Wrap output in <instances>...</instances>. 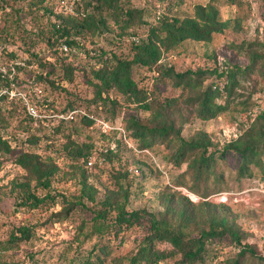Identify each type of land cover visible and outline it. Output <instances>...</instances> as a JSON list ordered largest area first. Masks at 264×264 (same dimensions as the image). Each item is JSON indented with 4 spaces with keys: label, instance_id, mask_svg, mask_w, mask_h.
<instances>
[{
    "label": "rangeland",
    "instance_id": "rangeland-1",
    "mask_svg": "<svg viewBox=\"0 0 264 264\" xmlns=\"http://www.w3.org/2000/svg\"><path fill=\"white\" fill-rule=\"evenodd\" d=\"M124 2L143 11L124 28L127 32H123L125 24L110 19V31L94 35L86 32L85 46L74 48L67 57L56 51L52 41L49 43L52 24L59 20L47 9L68 15L61 10L59 0H10L1 12L0 65L6 70L11 68L12 77L7 73L6 83L0 85L4 92L0 97H5L0 134L11 143L10 151L0 150V264H129L128 258L151 232L149 219H142L130 229L114 228L112 234L91 232L94 216L105 208L104 200L111 204L107 208L108 221L114 220L119 190L125 191L128 210L144 208L173 221L177 214L167 207L168 193L186 195L198 204L202 214L207 213L204 201L225 204L226 212L222 207L215 210L228 217L241 243L230 232L224 238L208 240L207 264L234 259L243 244L264 256L261 167L251 163L250 175L242 176L238 158L229 155L221 164L222 189L205 196L176 183L194 157L177 164L170 159L175 150L173 141L156 140L147 146L129 128L135 119L149 126L173 125L185 139L207 134L208 150L218 152L253 131L259 125L258 116L264 114V63L257 58L264 56V0ZM197 4H212L217 9L220 29L212 32L209 41L186 39L170 49L163 47L161 58L151 66L135 64L131 77L144 88L146 100L127 96L116 88L97 94L96 84L100 81L94 71L99 64L93 56L104 50V58L133 60L135 45L147 42L153 29L165 36V24L175 17H193ZM255 57L258 64L251 73L247 66ZM169 69L205 72V85L215 81L221 86L227 85L226 71L243 69L247 73L240 76L229 108L215 118L203 119L189 99L195 94L175 86L166 74ZM68 71L72 72V80L66 78ZM171 98L177 102L169 106L166 100ZM28 103L35 105L39 114L33 124ZM27 152L37 154L45 169H53L49 189L41 187L17 162ZM29 178L38 194L50 192L52 197L46 203H22L14 182ZM185 178L192 180L190 174ZM84 181L95 189V201L83 195ZM20 226H31L32 236L15 242L12 233ZM197 228H191L193 236L198 235ZM156 246L173 249L168 242ZM96 250L103 252L101 261L97 260ZM154 264L196 263L184 262L176 253ZM246 264L257 261L249 258Z\"/></svg>",
    "mask_w": 264,
    "mask_h": 264
},
{
    "label": "trees",
    "instance_id": "trees-1",
    "mask_svg": "<svg viewBox=\"0 0 264 264\" xmlns=\"http://www.w3.org/2000/svg\"><path fill=\"white\" fill-rule=\"evenodd\" d=\"M9 2L10 0H0V17L2 16L1 12L8 6ZM47 10L48 13L55 16V19L59 20V22L52 24L49 43L52 41L56 46V51L64 54L65 57L70 55L69 53L74 48L78 50L85 46L86 35L84 34L86 32L94 35L104 33L107 30L110 31L111 28L108 25L110 19L116 23L125 24L122 26L124 29L129 24L134 23L143 13L142 10L125 6L124 0H80L76 14L65 15L53 11L52 8ZM173 20V22L165 24V36L159 35L157 30L153 29L147 42L135 45L136 54L133 60H118L114 56L104 58L106 54L104 50H100L96 56H93L99 64L98 70L94 71V77L100 81L96 84L97 94L101 96L105 90L116 88L127 96L146 100V96L142 95L144 88L139 86L131 77L132 68L135 64L151 66L161 58L163 49L175 47L186 39L209 41L212 32L219 30L222 25L218 19V11L212 4H197L193 17L184 19L175 17ZM125 29L123 32H127ZM64 42L69 45L68 50L62 48ZM251 44L250 42L248 46ZM257 58H259V62L264 63V56L261 55ZM36 62L34 61L33 64ZM31 63L29 62V64ZM257 64L255 57L247 69H250L252 73ZM68 72L66 78L72 80V72ZM246 73L247 71L243 69L226 71L224 75L227 85L221 86L215 81L205 85V72L189 70L174 72L172 69L166 71V74L173 78L175 86L195 94L189 99L197 105V114L203 119L215 118L229 108L232 101L231 97L239 85V78L240 76L243 78ZM218 77L221 78L223 75L219 74ZM6 81L0 73V85H4ZM197 89L198 92H196ZM4 99L5 97H0V110L5 109L3 108ZM166 101H168L167 105L170 106L175 104L177 99L171 98ZM29 118L30 124L36 122L33 120L34 118ZM257 123L259 125L253 131L232 140L219 152L208 150L210 143L207 134H201L203 137L199 139H185L181 136L180 130H177L173 125L149 126L135 119L131 120L129 128L132 129L133 136L147 146L156 140L173 141L175 150L170 159L177 164L194 157L190 167L179 174L176 183L207 196L222 189L221 183L224 176L221 164L226 162L231 154L238 158L240 175H250L251 163L261 167L264 171V114L258 116ZM0 150H11V143L1 134ZM37 158V154L27 152L21 154L17 162L27 170L29 175L36 178L41 187L49 189L53 169H45L43 162ZM187 174L191 175V182L185 178ZM210 180L213 182L212 185ZM200 183L203 184L202 188ZM14 186L21 192L22 203L25 205L38 206L46 203L52 197L49 191L45 195L38 194L36 189L32 188L30 178L25 181H15ZM81 189L83 195H86L89 200L95 201V189L93 187L84 181L81 184ZM124 197L125 191L119 190V204L116 206L117 213L112 222L108 221L107 217V208L111 204L107 200L103 201L105 208L94 216L91 232L102 235L112 234L114 228L130 229L142 219H149L151 232L145 235L137 252L128 258L129 264H154L176 253L182 255L184 262L207 264L206 261L209 257L206 243L208 240L224 238L226 233L230 232L236 236V241L241 243L238 233L229 226L228 217L215 210V208L222 207L226 212L225 204L218 206L215 203L204 201L203 205L207 206V213L202 214L198 209V204L193 203L186 195L179 191L168 193L165 195L167 207L172 210L174 215L177 214V220L173 221L166 216L158 217L144 208L128 210L125 206ZM194 226L198 227L197 236H193L191 233V228ZM31 236V226H20L12 233L11 239L18 242L29 239ZM158 242H168L173 246V249L170 251L159 249L156 246ZM242 247L234 259L221 260L219 264H246L249 258L257 261V264H264V256L258 255L248 244H243ZM94 253L98 257L97 260L101 261L103 252L96 250ZM87 263L95 264L96 262L88 261Z\"/></svg>",
    "mask_w": 264,
    "mask_h": 264
},
{
    "label": "built area",
    "instance_id": "built-area-1",
    "mask_svg": "<svg viewBox=\"0 0 264 264\" xmlns=\"http://www.w3.org/2000/svg\"><path fill=\"white\" fill-rule=\"evenodd\" d=\"M59 2H60L61 10H63L64 13H66V14H76L77 13V6H78V3L80 2V0H59ZM134 40L139 42V39L134 38ZM62 48L64 50H68L69 45L64 42V43H62ZM0 73H1L2 77H8L7 73H9L8 75L10 77H12V69L10 68V69L6 70V68L3 67L2 65H0ZM13 75H14V72H13ZM3 93H4L3 91H0V96ZM27 112L33 118H37L39 115L35 105L29 104V103L27 104Z\"/></svg>",
    "mask_w": 264,
    "mask_h": 264
}]
</instances>
